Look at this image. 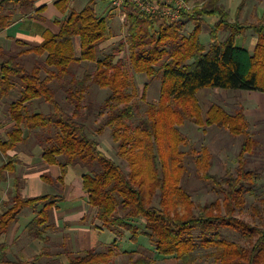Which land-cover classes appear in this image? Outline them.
Here are the masks:
<instances>
[{
    "label": "trees",
    "instance_id": "trees-1",
    "mask_svg": "<svg viewBox=\"0 0 264 264\" xmlns=\"http://www.w3.org/2000/svg\"><path fill=\"white\" fill-rule=\"evenodd\" d=\"M35 1L0 0V30L11 22L12 12H6L7 7L27 13ZM69 1L58 0L55 6L65 12ZM219 1L207 0L172 23L144 17L126 4L123 8L126 38L99 59V44L109 37L110 28L106 18L97 16L96 0H89L79 12L71 11L67 19L59 23V32L47 34L39 46L24 50L19 56L0 55L3 56L0 100L11 99L7 117L13 123L5 140H0V157L6 160L0 165V178L4 180L5 171L14 172L16 158L7 153L23 140V129L38 131L35 138L42 148L41 159L48 166L59 167L60 181L68 167L80 166L85 170L81 185L87 205L93 209V219L100 224L96 228L115 236L105 252L89 250L83 252V256H73L64 249L66 264H109L125 232L130 234L129 241L144 237L153 246L156 256L174 258L180 264L193 263L194 253L200 249L211 250L217 264H264V205L251 208L256 223L235 215L244 206L245 195L252 192L251 187L259 176L247 167V157L257 142L248 133L243 109L229 114L212 104L203 121L197 99L198 92L208 88L264 94V21L247 25L230 23ZM243 3L244 0L241 7ZM214 15L218 16V21L209 31L210 44L206 47L199 40L202 17ZM186 20L193 24L187 35L183 33ZM247 30L256 37L251 51L235 45L236 38ZM221 33L226 34L222 40L219 39ZM75 38L80 42L79 56L74 54ZM125 49L133 73L160 82L158 100L146 104L145 117L135 126L131 124L135 118L133 96L129 92L132 81L125 72V61L118 58ZM22 54L46 57L27 70L18 60ZM81 62L92 63L95 69L76 79L69 68ZM42 71L45 76L41 75ZM56 82L65 94L66 105L71 107L70 113L55 99L57 90L53 84ZM15 85L17 95L13 96L11 89ZM90 85L110 92L101 109L107 111L106 125L117 145V156L126 162L128 172L102 152L98 141L87 132L84 122L91 116V105L83 102ZM146 88L147 84L143 86V100ZM33 100L48 104L51 111L27 113V105ZM186 121L222 128L234 137H241L234 172L227 170L221 178L208 173L210 155L207 150L198 152L194 146H189L178 129ZM183 146H189L187 152L181 151ZM186 155L190 156L196 175L209 183L220 199L195 207L181 185ZM58 201V196L50 195L24 198L15 183L11 206L0 215V241L19 215L30 210L35 216L24 228L27 236L48 243L45 233L51 227L50 213ZM224 232L236 235L238 241H229ZM5 249L0 242V264H32L49 256L48 251L42 250L32 262H10ZM139 250L130 260L131 264H153L147 254L150 251ZM136 253L137 250L130 255Z\"/></svg>",
    "mask_w": 264,
    "mask_h": 264
},
{
    "label": "rangeland",
    "instance_id": "rangeland-1",
    "mask_svg": "<svg viewBox=\"0 0 264 264\" xmlns=\"http://www.w3.org/2000/svg\"><path fill=\"white\" fill-rule=\"evenodd\" d=\"M82 1L84 0H80L79 2L81 3ZM121 20L122 19H120V13L113 11L111 26L113 34L115 36L110 42L104 44V47L97 52V56L99 59H101L104 55L110 53L111 49L113 47H116L120 41L125 40L127 25L125 19L122 21ZM190 26L191 24L184 29V34L185 32L186 34L188 33ZM223 36H225V34H219V39L221 40ZM199 37L200 42L204 46H208L210 40L207 34L201 32ZM238 45H241L240 41ZM128 56V51L125 49L118 55V58H122L125 61V72L127 74V77L132 81V88L129 90V92L133 96L131 104L133 106L135 118L131 121V124L135 126L141 119L145 117L146 104L156 102L158 100L160 82L158 79L149 81L144 75L133 73L128 64ZM32 58L35 57L33 56ZM33 65L34 62H32L31 60L24 62V67L27 70H30ZM94 69V64L86 62L72 64L69 68L71 75L76 79H80L84 73H92ZM145 84H147V88L145 100H143L141 96L143 86ZM59 86L60 84L58 82L53 84V88L57 90L55 99L58 103L65 107V110L68 113H70L71 107L66 105L64 100L65 94L63 90L59 88ZM109 94L110 92L107 89H101L96 85H90L88 91L85 94V102L83 103H88L89 105H91V116L84 122V124L87 128L89 136L95 138L98 141L100 150L115 162H117L124 172H128L126 162L117 156V145L112 141L110 128L106 125L105 116L107 111L105 109H101V106L105 103ZM15 95H17L16 90H14L13 93V96ZM261 95L262 93L258 92L230 91L214 88L200 90L197 94L198 103L203 112V121L206 118V110L212 104L219 105L229 114H234L239 109H243L249 125L248 133L250 137L257 142V145L254 148L253 152L247 157V167L250 170H253L256 174H259V176L256 180L255 185L251 187L252 192L245 195L244 206L238 209L235 214L236 217H239L249 223L257 222V220H254L251 216V208L256 205L260 207L264 205V96ZM10 101L11 99L6 98L5 101L2 100V103H0V131H2L0 132V140H5L6 132L12 129V126H10L11 122L7 118L8 108L5 106L6 104L8 105ZM12 101H14V99H12ZM46 107L49 110L48 112H50L51 109L48 104H46ZM37 109L40 110H37L39 113H47V110L44 107H38ZM32 111H34L33 105H28V107L26 108V112L29 114L34 113ZM82 112L84 114L86 113L85 108L82 110ZM178 129L187 139L189 146H194V149L198 152H200V150L202 149L207 150L210 155V168L208 170V173L211 176L221 178L226 174L227 170L234 172L236 168V156L239 152L242 141L241 137H234L230 135L227 130H224L222 128L207 125H197L190 121H186ZM23 132V140L16 146V150L19 152H23L24 150L33 151V154H37L38 157H36L37 159H39V156L42 154V148L37 143L38 140H36L35 138V134L36 132L38 133V131L34 133L33 131H26V129H23ZM189 146L181 147V151L187 152ZM5 162L6 160L3 157H0V165ZM23 165L24 164L22 163V166ZM184 165L185 172L181 185L189 194L195 207L209 204L216 199H220L219 194L212 189L211 185L207 182H204L196 175L195 166L189 155L185 156ZM1 181H3V186L5 188H12L11 183H5V181L7 180H2L0 178V183ZM33 184L35 185L29 192V194H27V197L52 194V192L54 191H56L57 194L61 196L65 195L66 193V188H63V191H59L52 184L40 183L38 181ZM13 194L14 192H12V189L7 194L9 200L7 207H9V205L11 206V199ZM73 208L71 207L70 209ZM79 209L80 207H75L73 209V213H77ZM85 209L86 211L84 219L88 217L91 220V223L88 224L87 221L89 220L85 219L84 222H80L79 224L81 226L84 224H87L88 226L91 225L90 227L92 229H97L96 227H99L100 224L93 219V209L88 206H85ZM0 211H3L2 206L0 207ZM28 212L30 211L28 210ZM28 212L21 213L19 215V222H23V220L29 216L30 213ZM262 216L264 219V210ZM138 224L140 229H142L143 223L140 221L138 222ZM102 230L104 231V229ZM16 233H18L17 237H11V233H9L1 239L6 247H8L6 257L10 262H32V260L35 258L34 255L40 254L42 250L59 254L63 252L64 249L69 250V246L67 244L65 245L64 243L66 242V239H63L62 235L58 237H50L48 243L44 244L36 240L32 241V239L27 236L26 232L22 231V229H19V231H17ZM89 234L91 235L88 237L87 243L91 244V250H93L95 253L105 252L106 246L92 244L95 242L96 238L94 237V234L92 232H90ZM224 235L229 241H238V237L234 234L224 232ZM129 237L130 234L125 232L124 235L120 238L119 242L114 248L115 255L113 256L109 264H131L130 260H132V258H135V256L140 253L139 249L142 248L150 251V253L147 252V254H149L151 259L153 260V264H180L174 258H160L156 256L153 246L149 244L146 238L139 237L136 242H131L129 241ZM112 239L113 238H110L107 244L110 243ZM11 242L13 243L10 244ZM39 250L40 252L38 253ZM135 250H137V253L134 255H130V252H133ZM211 253V250H197L194 253V262L189 264H217ZM72 254L73 256L84 255V253L81 252L80 248L78 247V244H76L75 247L73 246ZM45 257L46 256H44L38 262H32V264H48V259ZM65 260L66 259L63 258L62 261L59 260L57 263L52 264H66L67 261Z\"/></svg>",
    "mask_w": 264,
    "mask_h": 264
},
{
    "label": "crops",
    "instance_id": "crops-1",
    "mask_svg": "<svg viewBox=\"0 0 264 264\" xmlns=\"http://www.w3.org/2000/svg\"><path fill=\"white\" fill-rule=\"evenodd\" d=\"M57 1L58 0H36L31 6V8L27 11V13L19 8H14L12 6L7 7L5 9L6 12H12V17L9 26L4 30H0V55L12 54L14 56H19L20 52L27 50L29 48H35L39 46L47 34L56 35L59 32V23L67 19L71 11L79 12L84 8V6L89 0L86 1L84 0L85 2L82 1L81 3L79 2L80 0H70L68 4V8L65 12H61L57 9V7L55 6V2ZM188 1L195 6H199L207 0H188ZM242 2L243 0L219 1V5L227 13L228 21L230 23L247 25V24H253V22H256L257 20L264 21V0H244V3L241 7L240 5L242 4ZM111 11L112 9L109 6V0H96L95 12L98 17L106 18L108 20V25L110 28L109 37L101 44H99L98 47L99 50L102 49L104 47V44L110 42L115 36L113 34V30L111 26V19L113 14V11L112 12ZM121 15L122 14L120 13V19L122 20L125 19L126 22V16L123 19ZM202 20H203V24H202L201 32L207 34L210 40L209 31L214 27V25L218 21V16L217 15L204 16L202 17ZM185 22H186L185 28L191 24L188 31V33H190L191 30L193 29V24L187 20ZM187 34L185 32V35ZM222 34L224 35L225 33ZM224 37L225 36H223L221 40ZM239 41L241 45H238ZM235 42H236L235 45L237 47H243L251 51L255 45L256 37L252 31L247 30L243 35L237 37ZM73 49H74V54L76 56H79L80 42L78 38H75L73 40ZM33 56L35 58H32ZM2 57L3 56H0V62L2 61ZM45 57H46L45 55L38 56L35 54H22L20 57H18V60L22 63L23 66H24V62L29 60L34 62L35 65V62L43 61ZM33 66L30 68V70L33 68ZM41 75L45 76V73L42 71ZM17 87L18 86L15 85L11 89V91L14 92V90H16ZM261 96H264V94L262 93ZM2 100L5 101L6 98L1 99L0 103H2ZM28 105H33L34 113H38L37 111L39 110L37 109L38 107L39 108L44 107L47 110L46 114L49 113L48 112L49 110L46 107V103L39 102V100H33ZM5 106L8 108L7 104ZM10 126H13L12 122L10 123ZM7 155L14 156L16 158V163L14 164V172L10 173L5 171L2 173L4 179L8 181V182L5 181V183H11L12 188L9 187L5 188L3 186L4 184L3 181H1L0 207L1 206L3 207V211H0V215L8 208L7 206L9 200L7 194L9 193V191H11V189L12 192H14L13 187L15 183H18L19 192L21 196L24 198L46 196V195H37V196L27 197V194H29V192L32 190V188L35 185L33 183H36V181L40 183L52 184L59 191H63L66 188V193L65 195L62 196L58 195L56 191L52 192V194H47L50 196H58L59 201L56 204V208L53 209V211L50 213L51 227L46 231L45 237L49 239L50 237H58L62 235L63 239H66V242H64L65 245L67 244L69 246V250L66 249L65 250L69 252H73V246L75 247L76 244H78V247L80 248L81 252L91 250V244L87 243V239L91 235L89 234L90 232H92L94 234V237L96 238L95 242L92 244L108 246L112 243V241L115 239V236L109 231L105 229L104 231L102 229L101 230L92 229L90 227L91 225L88 226L87 224H84L81 226L79 224L80 222H84L85 219L89 220L87 221L88 224L91 223V220L88 217L84 219L85 211H86L85 206L88 205L86 202L87 201L86 196L82 190V185H81V176L84 174L85 171L83 168H81L80 166L68 167L65 175L62 177L60 181L61 173L59 167L56 165L54 166L46 165L42 161L41 155L39 156V159H37L38 156L37 154L34 155L33 151L24 150L23 152H19L15 148V150L8 152ZM22 163L24 164L23 166ZM13 196L14 194L12 195V197ZM71 207L72 208L80 207V209L77 211V213H73L74 208L70 209ZM40 209L41 206L38 208V210ZM25 212H28V210H25L22 213ZM28 213H30L29 216L26 217L23 220V222H19V218H18V221L11 227L7 235L11 233V237L12 236L17 237L18 233L16 232L19 231V229H22V231L25 232L24 228L26 224L35 216V213L31 211ZM110 238L113 239L110 243L107 244ZM1 243H3V245L5 246L6 248L5 252L7 253L8 247H6L4 242L1 241ZM12 243L13 242H11L10 244ZM39 252L40 250L38 251V253ZM48 254L49 256L45 257L48 259V264L57 263L59 260L62 261L63 258L66 259V257H64V251L61 252L60 254L55 252L52 253L51 251H49ZM65 261H67V259Z\"/></svg>",
    "mask_w": 264,
    "mask_h": 264
},
{
    "label": "built area",
    "instance_id": "built-area-1",
    "mask_svg": "<svg viewBox=\"0 0 264 264\" xmlns=\"http://www.w3.org/2000/svg\"><path fill=\"white\" fill-rule=\"evenodd\" d=\"M126 4L132 5L144 17L168 23L181 20L184 14L195 7L188 0H109L111 9L121 13L123 19V8Z\"/></svg>",
    "mask_w": 264,
    "mask_h": 264
}]
</instances>
